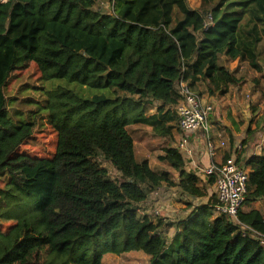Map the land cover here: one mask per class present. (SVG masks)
<instances>
[{"label":"trees","instance_id":"1","mask_svg":"<svg viewBox=\"0 0 264 264\" xmlns=\"http://www.w3.org/2000/svg\"><path fill=\"white\" fill-rule=\"evenodd\" d=\"M262 43L264 0H200L197 9L188 0H0V222L12 223L0 232V264H104L109 254L131 252L150 264H264L253 232L264 235V214L241 211L242 224L215 214L218 196L206 187L216 176H206L205 187L188 169L178 114L187 98L182 84L203 99L241 83L220 64L223 57L263 73ZM32 63L47 82L101 92H46L57 133L52 157L19 154L35 124L17 126L8 117L4 87ZM260 124L256 132H264ZM134 127L167 140L157 156L167 168L137 159ZM178 132L184 137L176 145ZM249 150L230 148L224 159L235 154L249 170L244 205L264 201V150ZM165 186L191 200L209 197L176 223L170 240L168 224L140 214Z\"/></svg>","mask_w":264,"mask_h":264},{"label":"rangeland","instance_id":"2","mask_svg":"<svg viewBox=\"0 0 264 264\" xmlns=\"http://www.w3.org/2000/svg\"><path fill=\"white\" fill-rule=\"evenodd\" d=\"M188 2L192 9H197L200 6V0H188ZM99 5L103 12H108L110 10L109 3H99ZM259 53L260 62L264 69V43L260 45ZM223 62H226L228 66L230 64L229 61L222 58L220 64L224 65ZM257 78V82L254 81L256 84V91L253 93L252 90H254V88L252 87L250 96H257L255 97V103L253 102L257 105H254L253 107L256 108L255 113H257L259 109L261 110L260 115L256 117V119L260 120V125L263 129L264 72L259 73ZM57 86H67L86 97H93L94 95L101 93L100 91L91 90L77 84H68L66 81L54 80L47 82L43 79L41 71L35 63H32L27 69L13 73L7 85L4 87L9 119L17 126L35 124L33 136L17 149L19 154L26 152L39 157H52L54 155L57 144V133L53 129L49 118L47 109L48 96L46 92ZM214 112H216V110ZM212 118L210 119V123ZM133 129L135 130L134 136L136 139L135 149L137 159L139 161L148 159L154 169L167 168V166H164V164L159 163L157 160V156L164 153L163 148L165 147L167 140L150 138L149 132H147V130H141L140 127H134ZM256 133L258 134V137L260 136L257 142L261 144L262 139H264V132L261 130ZM205 136L207 138L208 135L205 134ZM212 141L215 143L213 139ZM257 142L255 141L254 144L256 145ZM215 145L217 144L215 143ZM181 153L186 157L185 152ZM260 153L261 151H259V154ZM104 165L108 167L113 179L121 180L119 174L110 163H104ZM0 185H2L1 180ZM201 185L205 187L207 186L206 177ZM206 188L209 192V196H211L213 190L215 191V187L214 189H211L210 186H207ZM208 202L209 197L191 200L187 197L181 196V193L177 189L165 186L150 195L147 203L142 206L140 214L141 216L142 214L144 215V213L151 214L154 221H162L164 224H168L166 229H164V233L168 235V240H170L174 237L177 231L176 223L190 216L196 206L205 205ZM258 203H254L256 204L255 208H258ZM259 207L260 208L258 209L264 211V201L259 203ZM248 208L249 204L243 206V209L245 210ZM11 225L12 223L0 222V232H6ZM150 260V257L142 252H131L121 256L109 254L104 258V264H150Z\"/></svg>","mask_w":264,"mask_h":264},{"label":"crops","instance_id":"3","mask_svg":"<svg viewBox=\"0 0 264 264\" xmlns=\"http://www.w3.org/2000/svg\"><path fill=\"white\" fill-rule=\"evenodd\" d=\"M223 59L229 61L225 57H223ZM229 62V66L226 62H223L224 66L235 71L237 76L242 79L241 83L237 86H232L225 96L211 97L207 93L203 95V100L212 104L214 106V111L216 110L210 123V136L217 144L216 156L211 157L209 155L207 138L203 131L200 130L188 135L189 147L192 150V154L186 155L185 157L189 162L188 169L197 171L202 177V180L207 176L204 175L205 169L212 164L223 163L227 155L226 153L230 148H233L234 153L239 152L242 155L244 149H250L249 151L253 152V154H259V151L262 152L264 150V139H262L261 144H259L257 140L260 136L258 137V134L255 133L257 124L260 121L259 119L257 120L256 117L260 115L261 110L259 109V111L255 113L256 108L253 106L257 105L254 104L255 97L257 96H250L252 87L254 88L252 92L255 93L256 91L255 82L258 80L257 77L259 73L250 68L246 63L240 64L236 61ZM201 90L204 91V88H201ZM183 137L184 134L182 132L176 134L175 138L177 144ZM255 141L257 142L256 145L254 144ZM223 142L225 143L224 147L220 146ZM233 155L232 157L236 159V155ZM214 187L215 185L211 187V189H214ZM213 193H216V188L215 191L213 190ZM259 203L257 204L258 208H260ZM255 207L256 204H252L249 205L247 210L242 209V211H249ZM260 211L264 214V211Z\"/></svg>","mask_w":264,"mask_h":264},{"label":"built area","instance_id":"4","mask_svg":"<svg viewBox=\"0 0 264 264\" xmlns=\"http://www.w3.org/2000/svg\"><path fill=\"white\" fill-rule=\"evenodd\" d=\"M8 0H3L7 2ZM186 92V101L178 107L180 117V128L186 133V137L180 142L179 148L186 155H191L192 150L189 147L188 135L197 131H204L209 134L210 117L213 115L214 106L205 102L202 98L189 93L185 85H181ZM220 146L224 147L225 143ZM207 148L211 157L217 154V145L207 136ZM207 176H216L215 188L219 203L214 206L215 214L225 215L238 224L239 214L243 209L246 195L248 193L249 170L239 167L235 158H230L221 164H212L204 171ZM244 230L253 231L251 228L243 225ZM254 236L259 240L264 248V235L255 231Z\"/></svg>","mask_w":264,"mask_h":264}]
</instances>
